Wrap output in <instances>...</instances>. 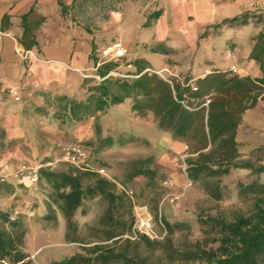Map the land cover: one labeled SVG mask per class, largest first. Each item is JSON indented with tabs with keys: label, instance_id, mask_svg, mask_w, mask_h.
<instances>
[{
	"label": "rangeland",
	"instance_id": "rangeland-1",
	"mask_svg": "<svg viewBox=\"0 0 264 264\" xmlns=\"http://www.w3.org/2000/svg\"><path fill=\"white\" fill-rule=\"evenodd\" d=\"M48 1L49 5L54 3V0ZM126 1L119 4L121 11L116 19L112 18L109 10L99 6L89 7L83 12L71 11L65 19V22L72 19L73 26L88 28L97 42L96 55L102 59L120 57L115 47L120 44L126 58L119 69L111 73L115 76H125V71L130 69L125 64L138 57H145L163 77L191 71L197 78L199 70L229 69L227 67L234 62L229 50L234 51L236 45L257 30L252 22L237 28L236 32L218 27L224 19L218 6L214 22H201L195 10L197 0ZM261 5L264 6V0H248L242 6L257 10ZM157 9H163L165 15L154 21V26L145 27L149 15ZM224 13H229L228 6L224 7ZM156 43L172 47L173 52L169 55L150 52L148 47ZM41 52L34 51L36 58L31 55L22 57L23 50L16 54L30 66L32 61L42 60ZM80 53L82 55V49ZM57 56L64 58L61 54ZM72 58L66 59L69 64L66 66L34 65V71L40 68L41 74L48 76L36 77L28 71L20 82L2 90L0 96V172L6 176V180L0 182V211L21 220L27 227L25 250L31 254L30 264H52L82 252L86 246L98 242L113 244V240H104L107 235L101 219L108 204L102 197H97L85 200L77 211L74 218L77 230L71 233L77 241H68L65 237L66 221L51 204L49 184L42 178L37 185L25 180L19 174L24 165L39 172L42 168L68 170L74 166L98 172L115 182L118 191L127 193L133 205L130 210L126 203L116 214L117 231L128 225L131 211L134 217L132 230L139 216L149 214L162 236L156 240L149 238L153 242L148 243L140 239L143 234L133 238L131 230L121 236L117 249L137 253L148 263L178 264L179 254L196 247V242H200L203 248L217 247L218 243L212 239L219 233L211 226L213 221L210 218L224 217L231 221L237 214L250 215L254 211V199L240 197L238 182L248 181L255 175L247 169L234 170L222 178V198H212L200 182H194L187 176L188 140L175 138L159 129L152 113L145 118L137 117L131 109V99L81 120L57 118L54 115L57 109L52 101L54 97L67 94L84 98L85 92L80 89L82 79L93 76L95 72L91 60L82 67H74L80 64L74 58V52ZM236 64L245 67L244 60ZM45 94L49 95L53 106L47 107L49 114L42 115L36 107L46 105ZM109 138L112 139L111 144L106 141ZM257 146L245 148L242 144V157H249L250 149ZM74 148L86 153L85 160H68L67 153L71 151L74 154ZM254 159L256 163L264 164V152L254 155ZM144 162L158 170V178L154 182L144 177L130 179V171ZM261 179L264 180V175ZM155 206L158 207V218L152 212ZM141 208H145L147 214ZM163 218L172 225L182 224L183 227L169 235ZM206 220L210 223L202 222ZM126 239L131 243L126 244ZM186 264L205 263L193 261Z\"/></svg>",
	"mask_w": 264,
	"mask_h": 264
},
{
	"label": "trees",
	"instance_id": "trees-1",
	"mask_svg": "<svg viewBox=\"0 0 264 264\" xmlns=\"http://www.w3.org/2000/svg\"><path fill=\"white\" fill-rule=\"evenodd\" d=\"M122 0H73L65 5L59 0L61 15L83 12L89 7H102L112 11H121ZM163 15V9L153 11L145 27H152L154 21ZM74 16V15H73ZM23 34L19 40L25 51L40 45L36 31L45 21L33 6L21 17ZM253 23L256 32L251 37L252 49L249 58L255 61L260 75H241L229 69L213 68L203 77L195 78L191 71L163 77L154 70L145 57L135 58L125 65L130 67L125 76H115L125 61V55L102 59L96 55L97 44L93 38L89 60L95 72L91 77L82 79L80 89L85 92L82 99L67 94L58 95L52 100L57 109L54 115L61 119L81 120L87 116L106 112L110 107L120 105L127 99L132 100L131 109L139 118L152 113L159 129L171 133L175 138L188 140L189 156L185 159L187 176L194 182H200L204 191L216 200L223 196L222 178L234 170L247 169L254 174L248 181L238 182V193L244 199H254V211L246 216L237 214L228 221L224 217L210 218L211 226L218 229L219 236L212 239L217 247L203 248L200 242L196 247L182 251L178 257L180 263L200 261L205 264H264V164L256 163L254 155L264 152V144L252 150L249 157H242L237 141L239 129L243 125L244 115L264 103V10H245L239 15L223 19L218 27L228 29ZM207 33V31H206ZM205 33V34H206ZM149 48L152 53L169 55L173 49L164 43H156ZM99 78V79H97ZM196 87L197 89H194ZM1 88V85H0ZM46 105L36 107L39 114H49L52 101L48 94ZM108 144L112 139L106 140ZM142 163L129 173L130 179L144 177L149 182L158 178V170ZM41 178L50 188V200L66 221L68 241H77L71 233L76 232L75 215L83 202L102 197L108 207L101 219L106 229L105 241L86 246L82 252H76L52 264H153L148 263L137 253L127 249L118 250L121 236L131 232L134 217L130 211V222L117 231L115 216L126 203L132 205L131 198L125 192H119L117 184L95 171H87L74 166L68 170L42 168ZM158 218V207L152 208ZM169 235L183 227L172 225L163 218ZM210 223V221H202ZM116 229V230H115ZM27 227L19 219H11L9 214L0 211V264H30L31 254L25 250ZM140 239L152 243L146 235ZM130 244L129 239L125 240ZM185 262V263H184Z\"/></svg>",
	"mask_w": 264,
	"mask_h": 264
},
{
	"label": "crops",
	"instance_id": "crops-1",
	"mask_svg": "<svg viewBox=\"0 0 264 264\" xmlns=\"http://www.w3.org/2000/svg\"><path fill=\"white\" fill-rule=\"evenodd\" d=\"M61 1L68 6L71 5L73 0ZM131 1L127 0L126 2L130 3ZM48 2V0H0V96L2 90L20 82L28 71L36 77H41L42 75L44 77L48 76L41 74L40 68L34 71V65L59 64L66 66L69 65L66 59H73V52L74 58L76 57L80 64V66L74 67H82L88 63L92 49L91 43L94 37L90 35L87 27L73 26L72 19L69 22H65V19L70 16L71 10L68 15L62 16L58 4L59 0H54L52 5H49ZM247 2L248 0H197L195 10L201 22L205 23L207 21V23H211L215 21L214 13L217 6L220 8V13L225 19L239 15L245 10H253L247 6H242L244 3L246 5ZM33 6L36 7L40 15L45 17V21L36 31L40 50L37 48L32 49L36 52L42 51L43 58L40 61H32L30 66H27L18 58L16 53L17 51L24 50L19 42L23 34L21 17ZM227 6L229 13L225 14L224 7ZM261 6V9L264 10V6ZM231 9L237 12L234 14L230 13L232 12ZM111 13L113 19L120 16V11H112ZM237 28H231L230 31L236 32ZM252 35L250 34L249 37L245 38L243 43L236 45L234 51L229 50V56L233 58L234 62L227 68L229 70L235 69V73L241 75L256 77L260 75L259 66L249 58L252 49V42L250 40ZM95 43L97 44L96 41ZM81 49L83 50L82 55L81 53L79 54ZM58 54L63 55L64 58H60L57 56ZM241 60L245 61V67L236 64V62ZM193 69L195 72L197 71L195 67ZM212 69L199 70V74H196L197 78L203 77L211 72ZM237 141L243 144L245 148L260 145L264 141L263 102H259L255 108L245 113L243 125L237 135Z\"/></svg>",
	"mask_w": 264,
	"mask_h": 264
},
{
	"label": "built area",
	"instance_id": "built-area-1",
	"mask_svg": "<svg viewBox=\"0 0 264 264\" xmlns=\"http://www.w3.org/2000/svg\"><path fill=\"white\" fill-rule=\"evenodd\" d=\"M115 47L117 48V54L119 56L124 55V51L122 49H120V44H116ZM29 55L34 56L36 58V55L34 53L33 50H28L25 51L23 50V53H21V56L26 58ZM234 73H235V69H233ZM194 89H197L196 87H194ZM17 93V92H15ZM74 154L71 153V151H68L67 153V158L69 161L72 162H76V160H85L86 158V153L82 150V149H76L74 148ZM19 174L28 182H30L33 185H37L40 180H41V174L38 171V169H35L33 167H27V166H22L19 170ZM6 180V176L4 174H2L0 172V182H4ZM143 209L145 212V214H147V211L145 208H141ZM144 214V215H145ZM11 219H15L14 216L11 217ZM132 237H137L138 234H143L146 235L147 237H149L152 240H156V239H160L162 238V236L159 235V233L157 232L154 224L151 221V217L149 214L145 215V216H139L136 224L132 230Z\"/></svg>",
	"mask_w": 264,
	"mask_h": 264
}]
</instances>
